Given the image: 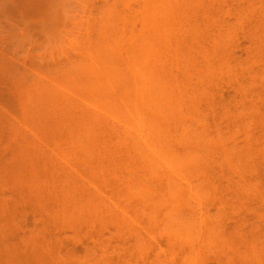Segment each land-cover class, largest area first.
Wrapping results in <instances>:
<instances>
[{
    "label": "bare ground",
    "instance_id": "6f19581e",
    "mask_svg": "<svg viewBox=\"0 0 264 264\" xmlns=\"http://www.w3.org/2000/svg\"><path fill=\"white\" fill-rule=\"evenodd\" d=\"M202 3L0 0L2 110L17 111L11 114L20 117L11 118H21L27 126L21 122L22 127L34 132L25 128L26 135L38 132L45 135V142L49 138L53 142L57 153L50 154L59 158L54 159L58 163L54 169L61 185L60 215H68L63 216L65 224L68 217L80 223L92 215L101 217L103 200L86 185L97 190L121 185L112 190L116 200L127 202L132 213L157 227L167 241V252L186 254L184 263H200L201 255L231 249L237 237L235 233L225 239L222 211H208L214 193L206 167L214 143L193 105L190 69L177 68L178 47ZM6 112L0 114V127L12 123ZM17 125L23 136L24 129ZM12 127L2 131L10 135L0 138L5 143L1 149L8 154L0 177L20 178L15 183L19 185L26 175L29 183L23 182L35 185L39 157L35 160L40 154L35 147L43 137L34 138L35 146L32 136L28 142ZM71 223L74 228L79 224ZM32 249L1 251L0 264H53L56 254ZM104 252L88 251L79 264H108ZM61 259L54 264H70Z\"/></svg>",
    "mask_w": 264,
    "mask_h": 264
},
{
    "label": "rangeland",
    "instance_id": "374dc122",
    "mask_svg": "<svg viewBox=\"0 0 264 264\" xmlns=\"http://www.w3.org/2000/svg\"><path fill=\"white\" fill-rule=\"evenodd\" d=\"M178 48L177 68L190 69L195 96L193 105L214 143L206 167L214 193L208 211L210 214H215L218 209L222 211L219 217L222 232L224 237L229 236L225 239L237 233L235 247H232L235 250L223 247L221 254L201 255L200 263H184L186 254L177 252L174 256L170 255L167 241L159 234L157 227H151L146 217L132 213L127 202L116 200L112 190L121 185H108L110 188L98 190L86 185L89 192L96 190V195L103 200L104 206L101 204L99 207L101 217L97 219L92 215L93 218L87 217L81 223L70 221L72 219L68 217L66 224L69 222L70 225H66L64 217L68 215L62 214L61 218V200L57 197L61 195V185L54 169L59 158L53 157L57 153L53 152V142L49 143L50 138H46L48 143L45 142V135L38 132H35V136L30 135L33 130L29 128V132L19 120L21 118L12 119L17 116H12L17 111H12L11 107L9 114L4 109L7 113L4 116L9 117L13 112L10 115L12 123L10 120L8 127L2 124L0 132L4 136L0 138L10 135L2 132H9L10 126L16 128L18 134L20 127H14L18 123L20 131L24 129L25 132L26 128L30 133L27 134L33 137L26 135V132H22L21 136L20 132L21 137L28 136L25 137L27 141L38 139L39 134L43 137L39 136L38 142L34 141L38 144L40 141V145L36 146L37 143L33 142L35 148L40 149L39 156L35 155L37 150L34 151L37 156L35 162L39 157V163L36 162L39 169L36 170H39L40 183H36L37 175L35 185L23 182L28 178L26 175L19 185H16V181L20 178L8 179L6 175V180H3L4 177H0L4 182L8 181L7 185L0 184V252H30L35 246L39 252L45 250L46 253L50 251L52 255L56 254L53 260L64 256L67 260L62 259L70 264H75V261L79 264L91 250L97 255L105 251L108 264H264V0H203L197 8L190 33ZM2 103L0 112H4ZM5 119L9 122V118ZM5 139L8 142L10 137ZM0 144L4 146L5 143ZM1 151L0 166L8 156ZM53 169L55 174L52 173ZM13 179V185H8L9 180L12 182ZM71 222L79 224L74 228ZM136 235L138 239H135ZM53 260L54 264L56 260Z\"/></svg>",
    "mask_w": 264,
    "mask_h": 264
}]
</instances>
